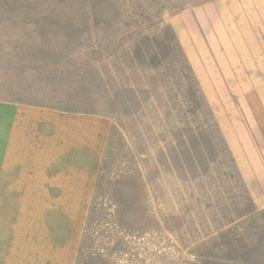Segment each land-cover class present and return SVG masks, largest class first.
Returning a JSON list of instances; mask_svg holds the SVG:
<instances>
[{"label":"rangeland","instance_id":"obj_1","mask_svg":"<svg viewBox=\"0 0 264 264\" xmlns=\"http://www.w3.org/2000/svg\"><path fill=\"white\" fill-rule=\"evenodd\" d=\"M1 100L105 127L33 155L12 258L264 264V0H0Z\"/></svg>","mask_w":264,"mask_h":264},{"label":"crops","instance_id":"obj_2","mask_svg":"<svg viewBox=\"0 0 264 264\" xmlns=\"http://www.w3.org/2000/svg\"><path fill=\"white\" fill-rule=\"evenodd\" d=\"M104 130L102 120L60 114L55 108L30 103L0 101V264H25L24 259L12 258L15 254H10L17 249V243L10 241L9 235H15L17 231L12 227L21 224L19 213L8 210L7 203L14 198L18 208L22 202L20 190L38 184L29 177L30 164L39 161L33 155H38L45 145L52 147L54 153L58 145L64 148L61 152L72 151L73 146L88 147V139L103 138Z\"/></svg>","mask_w":264,"mask_h":264}]
</instances>
